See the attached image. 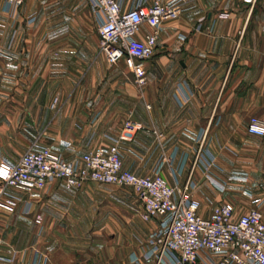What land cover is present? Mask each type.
I'll use <instances>...</instances> for the list:
<instances>
[{"label":"crops","instance_id":"1","mask_svg":"<svg viewBox=\"0 0 264 264\" xmlns=\"http://www.w3.org/2000/svg\"><path fill=\"white\" fill-rule=\"evenodd\" d=\"M86 2V10L75 7L76 16L55 30L40 5L24 9V4L11 21L0 0V160L16 161L34 143L77 162L100 145L114 146L124 169L140 175L160 171L178 191L191 180L200 214L209 216L213 204L226 201L235 205L236 218L245 213L254 203L242 190L264 194V136L247 131L250 117L264 113V0H186L179 15L161 25L143 87L126 59L111 65L100 52ZM130 6L125 0L123 7ZM32 15L36 20L29 24ZM56 96L58 109L52 107ZM129 120L143 128L124 140ZM210 159L216 162L212 172L225 184L208 175ZM119 191L130 198L115 197ZM7 192L20 201L10 208L7 195L1 197L0 255L17 251L14 264H31L35 251L56 238L49 227L42 235L38 215L45 223L100 222L92 231H67L65 253H74L75 246L76 255L95 239L108 261L81 258L70 264H134L136 257L137 264H181L169 257L158 263L147 254L159 219L142 218L143 205L128 186L88 181L76 188L56 180L44 189ZM15 219L37 225L26 231ZM218 259L204 249L197 264Z\"/></svg>","mask_w":264,"mask_h":264},{"label":"built area","instance_id":"2","mask_svg":"<svg viewBox=\"0 0 264 264\" xmlns=\"http://www.w3.org/2000/svg\"><path fill=\"white\" fill-rule=\"evenodd\" d=\"M28 1L4 0V10L16 16ZM87 1L97 25L100 52L111 65L126 59L138 85L143 87L145 63L156 53L161 25L179 15L186 0H130L131 6L127 9L123 7L125 0ZM35 20L36 15H32L27 22L31 24ZM59 104L56 96L52 107L58 109ZM142 128L140 123L127 121L121 139H133ZM247 131L264 136V113L250 117ZM202 152L201 147L196 164ZM214 167L216 162L210 159L208 175L225 184L212 172ZM240 176L231 175L233 179ZM56 180L76 188L88 181L132 188L143 205L142 218L159 219L147 239L148 253L158 263L169 257L181 264H197L205 249L219 256L214 264H264V194L256 196L249 189H243L242 194L254 204L237 218L235 205L227 201L213 204L211 214L204 216L199 212L201 201L191 194V180L178 191L160 171L140 175L124 169L121 154L114 146L100 145L85 152L77 162L67 160L47 145L34 143L18 160L7 157L0 160V205L4 195L8 196L5 205L10 208L18 205L20 197L8 193L9 188L44 189ZM41 220L38 215L36 221L41 223ZM17 257V251L9 256L0 255V262L14 264ZM139 261V257L133 259L134 264ZM31 264H42L39 250L35 251Z\"/></svg>","mask_w":264,"mask_h":264},{"label":"rangeland","instance_id":"3","mask_svg":"<svg viewBox=\"0 0 264 264\" xmlns=\"http://www.w3.org/2000/svg\"><path fill=\"white\" fill-rule=\"evenodd\" d=\"M28 4V5H27ZM86 0H29L28 3H25L24 9L28 6L29 9H33L36 6L40 5L42 7L41 13L44 14L45 17H47L48 20H50L51 27L54 28L55 30L60 29L63 27L64 22H69L72 20L73 16L75 15V12H77L74 8H83L86 10ZM26 6V7H25ZM16 16H9V19L15 20ZM136 197L137 195H133L131 197ZM115 197H118L120 199H126L130 198L129 195L123 194L122 191H119ZM138 198V197H137ZM116 207H120L121 209L124 208V204L121 201H116L113 202ZM124 220H121V224L125 225L126 223L123 222ZM13 224H19L22 227H24L27 231L31 230L35 225V221L31 219H26L24 221H19L17 222L16 219L14 220ZM113 224V223H106V225ZM100 225V222L98 221H92V222H75V223H65V222H46L42 221L41 223L38 224V226H41V232L42 235L47 234L48 230L47 228L49 227L50 233H54L56 238H53V241L51 244H46V246H40L39 248V253L41 255V260L42 264H70V263H75V261L80 262L81 258H84L85 261H88L89 263L93 262H98L97 258L104 257V261H108V256L105 253V250L103 251V246L100 244H97L95 239H89L90 241V248H87L80 252L81 248H79L78 252L76 251L75 255V241L77 242V246L80 247V244L78 240L73 238V243H74V253L67 252L69 254H66V250L69 249V247L65 246L66 241L68 240L66 234L67 231L74 230L73 232H78L81 230H90L92 231L93 229H96ZM110 226V225H109ZM45 237V236H44ZM32 242L28 243L30 245ZM27 245V246H28ZM97 248L102 252L103 254L100 255L98 254L95 250ZM52 253H49V252ZM107 251V250H106ZM54 253V254H53ZM148 254V252H147ZM147 254H145L147 257ZM75 256V257H74ZM141 260V259H140ZM100 262V261H99Z\"/></svg>","mask_w":264,"mask_h":264}]
</instances>
